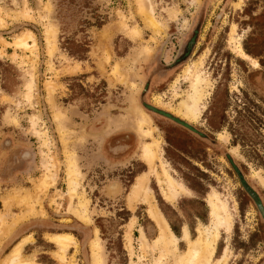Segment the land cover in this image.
Wrapping results in <instances>:
<instances>
[{
    "label": "rangeland",
    "instance_id": "rangeland-1",
    "mask_svg": "<svg viewBox=\"0 0 264 264\" xmlns=\"http://www.w3.org/2000/svg\"><path fill=\"white\" fill-rule=\"evenodd\" d=\"M138 1L0 0V212L7 224L25 215L3 239L0 264L21 241L24 258L62 264L48 239L59 234L76 241L67 264H177L205 229L218 230L210 264H264V219L230 163L264 202V0ZM20 38L31 50L15 46ZM189 41L186 63L160 74ZM197 76L204 97L189 120L178 110ZM132 106L148 117V136L136 123H115ZM114 132L130 145L111 158L102 150ZM154 144L152 169L143 147ZM72 158L78 195L70 202ZM158 175L181 187L175 202L163 197ZM143 179L179 239L168 258L153 249L159 229L147 206L132 199ZM16 193L31 198L5 210ZM213 205L222 208L219 226ZM25 226L55 234L17 236Z\"/></svg>",
    "mask_w": 264,
    "mask_h": 264
},
{
    "label": "bare ground",
    "instance_id": "bare-ground-1",
    "mask_svg": "<svg viewBox=\"0 0 264 264\" xmlns=\"http://www.w3.org/2000/svg\"><path fill=\"white\" fill-rule=\"evenodd\" d=\"M140 1H138V2H140ZM150 17H152V16H150ZM156 27H158V26H156ZM15 46L19 47V48L29 49V50H31V48H32L29 46L27 41L23 38L18 39L17 42H15ZM203 82H204V80H202V78L200 76H197L195 78V80L191 83V92L182 101L181 107L178 110V114L185 116L189 120L190 119L195 120L198 117V115L200 114L199 110H198V105H199L200 101L202 100V98L204 97V89L202 87ZM30 85L28 86V88L30 87V89H31ZM136 87H137V85L136 86L133 85L132 88L134 89ZM28 95H30V94H28ZM28 98H29V100H31L30 96ZM155 101L157 103H160V99H156ZM49 102L51 103L52 100H50ZM58 111L56 113V115H57L56 119H57L58 126H60V125H62V121H61L62 117L61 116L63 114L58 112ZM113 121H115V120H113ZM130 122L137 124L138 131H139L138 133H141L142 136L145 137V136H148L150 134V130H151V126L149 124L150 121L148 120V117L142 112V110L140 108H138V106H135V107L132 106L130 109L129 117L121 118L119 120V122H115V123L119 125V124H126V123L129 124ZM144 128H147V130H145ZM62 130H63V127H61V128L59 127V131L61 132ZM156 146H157V144H154L152 146L145 145L143 147L144 156L147 159V162H149V165L152 169H154L152 167V165H154L153 161H154V158L156 156V152H155ZM71 162L72 163L70 165V170H68L69 172L67 174V176H68L67 182H68V186H69V191L72 192V195H70V199H69L70 202L73 201L74 196L78 195V191H77L78 181H77L76 177H78L77 175L79 172L77 169V166H76V168L74 166L75 162H77V161L74 158H72ZM53 175L54 174H51V175L47 174L44 183H42L44 190H46V188H48L50 186V180H52V179H50V177L53 178ZM55 176H57V175H55ZM157 178H158V183L161 186L162 194H163V197L165 198V200H167L169 202H173V201L175 202V200L179 196V193H180L179 191H180L181 187L179 188V186H177V184L174 182V180H172L170 177H167V175H165L164 177L163 176L161 177L160 175H158ZM147 179H148V177H147ZM147 179H143L141 182L138 183L137 188L135 189V192L133 193L132 199H133L134 203H136V204L140 202V203L147 206L149 216L151 217V219L153 221L156 222L158 229H159V236L157 237L155 243L153 244V249L157 250L161 254L162 257L168 258L171 255H173V254L175 255L177 253L179 239L172 234L167 222L165 221V219L163 218L159 209L155 205L154 198L151 194V191L148 188V180ZM108 191L111 194L116 193L117 191H119L118 185H116V184L110 185L108 188ZM30 198L31 197H29V195L25 196L23 194L16 193L14 196H11V197L4 199V201H3L4 208H5V210H9V208L12 205L11 203H13V202H16L18 204H23L25 202L28 203L27 201ZM39 198H40V196H39ZM82 198H84V197H82ZM86 202L87 201L85 199V203ZM80 204L83 206L85 205L84 202L82 203V200H81ZM29 207L32 208L31 212H33L34 208L32 206H29ZM84 209L85 210L81 212V213H83V214H81L82 215L81 218L87 219V215L85 214V212L87 213V210H86L85 206H84ZM212 209H213L212 212H213V216H214V224L216 226H219L222 224V220H223V218H221V215H220L222 208L217 206V205H213ZM24 216L13 218L14 219L13 223L7 224V222L5 221L6 216L0 212V223L2 225V231L0 234V245L2 244L3 239H5V237L8 236L10 234V232H12V230H14V228L17 226V224L20 221L24 220V218H25ZM217 232H218L217 229L214 231H212L210 229H208V230L205 229L204 231H201L200 240L198 239L199 241L197 243L192 244V246H190L188 252H186L184 255L177 256L178 257L177 264H210L211 257L213 255L214 248H215V245H216V242L218 239L217 238V236H218ZM48 239L50 240V242L54 243L58 247L59 252H56L55 256L62 262V264H67L66 253H67V250L69 249V247L71 245L76 244L74 237L72 235H69V234H59V235L48 236ZM142 240H143V242H142L141 246H142L144 252L146 253L148 250V244H147V241L144 237H142ZM24 243H25L24 241H21L13 249V251L7 256V258H5V260H3L2 264H35L34 260L24 258V256H23V247L25 245ZM97 259H100V256L97 257ZM225 262H226V258L224 257L217 264H225Z\"/></svg>",
    "mask_w": 264,
    "mask_h": 264
},
{
    "label": "flooded vegetation",
    "instance_id": "flooded-vegetation-1",
    "mask_svg": "<svg viewBox=\"0 0 264 264\" xmlns=\"http://www.w3.org/2000/svg\"><path fill=\"white\" fill-rule=\"evenodd\" d=\"M193 40H195L193 38ZM198 42L195 44L197 45ZM190 45H191V41H189L188 43H186L185 47L182 49V51L178 54V57L177 59L174 61L173 65L167 67V69H164L162 70L164 73H160V74H165L166 76H168L170 73H172V71H174L175 69H177L178 67H181L184 63H186L185 60L188 53H189V48H190ZM245 50V49H244ZM246 52V50H245ZM248 55H250L248 52H246ZM251 56V55H250ZM242 59V58H241ZM243 60V59H242ZM245 61V60H244ZM259 63V62H258ZM259 67H260V64H259ZM258 67V68H259ZM257 68V69H258ZM256 69V68H255ZM166 78V77H165ZM210 99V98H209ZM207 110V109H206ZM205 110V111H206ZM155 113H158V111H155L153 110ZM204 111V112H205ZM203 112V113H204ZM162 115V113H160ZM163 115H166V114H163ZM204 115V114H203ZM202 115V116H203ZM168 116V115H167ZM172 116V115H171ZM170 116V117H171ZM171 118H174L173 116ZM202 118V117H201ZM183 126H186L184 123H181ZM219 135V133H218ZM128 135H122V136H117V134L115 135V132L113 134L110 135V137L108 138L107 142L105 143V145H103V150H102V153L104 152V148L106 150V153L109 157L113 158V157H120V152L123 148L125 147H128L130 145V141L127 140L128 138ZM106 141V140H105ZM248 147V146H246ZM235 148V147H234ZM96 152V151H95ZM96 154V153H95ZM257 162L259 163V165L261 167H264V152H260L258 151V160ZM232 167H233V174L234 176L238 177L240 179V181L242 182L243 184V188L245 190V192L247 193V195L254 201V203H256L259 211H260V214L262 215L263 219H264V202H262V197H261V194L259 192H256L255 189H253L251 183L248 181L249 180V177L248 175L246 174V172L244 171L245 169L244 168H240L236 162L234 160L231 159L230 161ZM245 165H247V163H244ZM261 171V170H260ZM263 171V170H262ZM261 171V172H262ZM264 173V171H263ZM113 182H116L118 183L117 181H113ZM259 182V181H258ZM112 183V182H111ZM120 185V183H118ZM259 185H261L263 188L264 186L259 182ZM121 187V185H120ZM110 197V196H109ZM43 223H45L46 221H41ZM43 227H49V223L48 225H44ZM41 227V228H43ZM36 232V237L39 239V238H43L44 236L43 235H46L47 234H55V232H50V230L48 231H44V230H40V229H35L33 230V227L32 226H25L23 227V229L21 228V231H19L18 235L17 236H29V235H24V233H29V232ZM61 233V232H59ZM62 233H68V232H62ZM96 233V232H95ZM94 236L95 238V234L92 233V236H91V239L89 240V242H91V240H93L94 238H92ZM76 237V236H75ZM85 242V241H84ZM87 242V241H86Z\"/></svg>",
    "mask_w": 264,
    "mask_h": 264
},
{
    "label": "crops",
    "instance_id": "crops-1",
    "mask_svg": "<svg viewBox=\"0 0 264 264\" xmlns=\"http://www.w3.org/2000/svg\"><path fill=\"white\" fill-rule=\"evenodd\" d=\"M119 130V129H118ZM114 131H117V130H114ZM113 132V131H112ZM31 245L27 244L26 247H30Z\"/></svg>",
    "mask_w": 264,
    "mask_h": 264
},
{
    "label": "trees",
    "instance_id": "trees-1",
    "mask_svg": "<svg viewBox=\"0 0 264 264\" xmlns=\"http://www.w3.org/2000/svg\"><path fill=\"white\" fill-rule=\"evenodd\" d=\"M174 231H175V229H174ZM176 232V234H179V232H177V231H175Z\"/></svg>",
    "mask_w": 264,
    "mask_h": 264
}]
</instances>
